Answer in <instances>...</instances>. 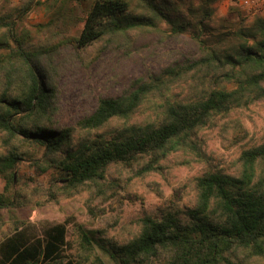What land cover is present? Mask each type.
<instances>
[{
	"label": "rangeland",
	"instance_id": "obj_1",
	"mask_svg": "<svg viewBox=\"0 0 264 264\" xmlns=\"http://www.w3.org/2000/svg\"><path fill=\"white\" fill-rule=\"evenodd\" d=\"M95 1L0 0V20L15 22L0 28V42L5 46L1 53L16 47V40L32 50L78 35ZM123 1L129 8L126 20L142 26L105 37L83 50L63 46L45 59L54 90V124L71 130L72 148L109 137L122 122L114 120L96 130L87 128L85 120L101 99L127 96L142 84L164 79L168 98L180 102L199 100L208 88L235 89L233 84L194 80L195 75L184 68L206 48L233 54L239 46L237 33L249 31L257 19H264V14L248 16L223 0H162L170 19L165 22L149 16L139 0ZM28 4L31 10L22 17ZM168 69L175 73L168 74ZM158 104V99L148 97L133 120H154ZM1 139L0 158L5 154ZM263 142L264 92L237 99L227 113L213 114L185 142L172 144L155 156H138L129 164L110 165L103 180L77 187H69L53 167L59 155L17 142L22 156L13 169L15 178L5 188L0 176V196L6 201V207L0 208V241L15 233L35 243L50 229L62 226L63 253L72 261L83 234L107 245L137 235L145 217L160 221L173 214L186 223L188 209L196 204V179L209 173L237 176L240 153ZM256 171L260 176L264 163ZM92 252L104 264H115L95 246ZM233 260L264 264V253L254 256L237 251Z\"/></svg>",
	"mask_w": 264,
	"mask_h": 264
},
{
	"label": "trees",
	"instance_id": "obj_2",
	"mask_svg": "<svg viewBox=\"0 0 264 264\" xmlns=\"http://www.w3.org/2000/svg\"><path fill=\"white\" fill-rule=\"evenodd\" d=\"M161 1L139 0L153 19L170 22ZM30 10L28 4L22 17ZM128 10L123 0H97L76 36L32 50L16 40L17 46L6 53H1L5 46L0 42V136L5 151L0 158V176L5 188L14 180L13 169L21 160L17 142L32 143L46 153L59 155L53 167L63 182L77 187L103 180L110 165L129 164L138 156L163 153L172 144L188 140L213 114L229 112L237 99L263 94L264 19H257L249 31L237 33L239 46L233 54L222 55L206 48L198 60L184 68L195 75L194 80L233 84L235 89L208 88L199 100L180 102L168 98L169 85L164 79L142 84L127 96L101 99L85 120L87 128L96 130L114 120L122 122L109 137L72 148L71 130L54 124V90L45 59L63 46L83 50L105 37L142 26L126 20ZM13 24L11 20H0V28ZM165 72L175 73L172 69ZM148 97L159 101L155 119L137 123L134 115ZM239 162L241 169L235 177L209 173L196 179V204L188 209L186 223L173 214L160 221L145 217L137 235L107 245L83 234L81 248L72 261L63 253L62 226L50 229L35 243L10 233L0 241V264H104L92 252L94 246L115 264H237L234 254L243 250L262 256L264 172L259 176L256 167L264 163V142L242 151ZM4 207L6 201L0 196V208Z\"/></svg>",
	"mask_w": 264,
	"mask_h": 264
},
{
	"label": "built area",
	"instance_id": "obj_3",
	"mask_svg": "<svg viewBox=\"0 0 264 264\" xmlns=\"http://www.w3.org/2000/svg\"><path fill=\"white\" fill-rule=\"evenodd\" d=\"M229 6L241 10L248 16L264 14V0H223Z\"/></svg>",
	"mask_w": 264,
	"mask_h": 264
}]
</instances>
